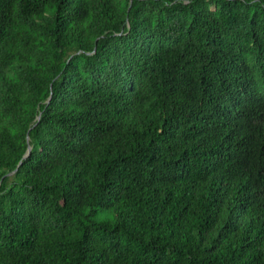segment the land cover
Listing matches in <instances>:
<instances>
[{"label":"trees","instance_id":"1","mask_svg":"<svg viewBox=\"0 0 264 264\" xmlns=\"http://www.w3.org/2000/svg\"><path fill=\"white\" fill-rule=\"evenodd\" d=\"M0 264H264V0H0Z\"/></svg>","mask_w":264,"mask_h":264},{"label":"water","instance_id":"2","mask_svg":"<svg viewBox=\"0 0 264 264\" xmlns=\"http://www.w3.org/2000/svg\"><path fill=\"white\" fill-rule=\"evenodd\" d=\"M26 139H27V136H26ZM29 149H30V146L27 147L26 153L23 155V157L27 154V152L29 151Z\"/></svg>","mask_w":264,"mask_h":264}]
</instances>
